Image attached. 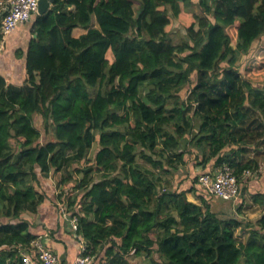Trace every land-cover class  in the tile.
<instances>
[{"label": "trees", "instance_id": "1", "mask_svg": "<svg viewBox=\"0 0 264 264\" xmlns=\"http://www.w3.org/2000/svg\"><path fill=\"white\" fill-rule=\"evenodd\" d=\"M29 24L15 52L25 80L0 73V264H24L39 237L24 213L50 198L55 174L74 236L100 264H264V214L222 219L199 182L227 164L240 194L259 188L244 176L259 163L243 155L264 144V0H54ZM179 165L188 175L171 187ZM252 202L264 211L260 190Z\"/></svg>", "mask_w": 264, "mask_h": 264}, {"label": "crops", "instance_id": "2", "mask_svg": "<svg viewBox=\"0 0 264 264\" xmlns=\"http://www.w3.org/2000/svg\"><path fill=\"white\" fill-rule=\"evenodd\" d=\"M22 27H20L15 32H13L11 35H9L8 38L5 40L7 44H5L4 46L0 48V73L5 77L7 75L11 76L12 72H14L15 68H17V65L21 67L23 64L22 68H24L25 70L24 63L22 64L19 63V61H22V60L21 59L18 60L15 57L16 49H14V53H13V51L9 47V45H16L18 44V41L22 40L20 36L23 34V31H25L23 30L24 28ZM76 32H78L77 36H75ZM85 33L86 31L83 29H76L74 31V36L79 37L80 35L85 34ZM28 34H26L25 36H27ZM7 48H9L10 52L7 50ZM11 52L13 53L12 56L14 58L13 59L14 69L12 67L13 64L6 65V63L8 62L6 61L4 63L3 61V59L5 58L6 60L11 58V56H9ZM2 68L4 69L3 72H2ZM14 74H17L16 70ZM24 74L26 75V70L24 71ZM6 80L10 84L17 85V86L20 85V84H16V83L9 81V78L7 77H6ZM189 147H192V146H189ZM252 148L253 149H250V150H253L252 154L255 156L257 155L256 157L260 158L259 161L257 160V158L256 160L254 159L255 161H257V163H259L260 168L257 173L260 172V174H258L260 176H257L255 179L253 177L252 179H254V181H259V188L258 187L257 188L258 190H260V192L264 193V144L262 143L259 147L257 148L252 147ZM250 158L252 159L253 157L250 156ZM253 173H256V172H253ZM248 189L249 190H247L242 196L240 194V198L236 202L240 203L241 205L244 204L245 207L250 208V210L252 211V214H250L249 219L251 222H257L263 216L264 211L263 212L260 211L261 212L260 215H257V214L253 215V213L257 212V209L260 208L257 205L253 204L252 202V194L256 191L258 192V190H256L254 187L248 188ZM48 192L52 196L50 195V198L48 197V199L39 207L38 212L37 213L26 212L24 213V217L33 225L35 232L38 233L39 235L38 238L42 239L46 247H48L55 254H57L63 264H70L78 257L80 244L74 236V228H73L72 221L68 218V215L66 214V211L64 210V208H62L63 207L61 204L62 200L58 199V196L61 193L60 191H58V186L53 185L52 183V185H50L49 187ZM245 198H248L247 201H249L250 203L249 206H248V202L245 201ZM221 201L223 202L221 203V205H224V206L230 203V202H225L223 200ZM60 208L61 210H59ZM219 208H222L221 206H219V203L214 202L213 209L219 210ZM221 217L223 216L221 215ZM244 237L241 240L245 241L246 238ZM154 261H156V259ZM92 264H100V262H97L94 259ZM103 264H111V263L109 260L108 262L105 261V263ZM146 264H155V262L153 263V261H147Z\"/></svg>", "mask_w": 264, "mask_h": 264}, {"label": "built area", "instance_id": "3", "mask_svg": "<svg viewBox=\"0 0 264 264\" xmlns=\"http://www.w3.org/2000/svg\"><path fill=\"white\" fill-rule=\"evenodd\" d=\"M39 0H0L1 33L3 42L20 27L28 24L38 14ZM251 172H245L247 177ZM199 182L209 194L219 200L237 201L240 196V182L234 170L227 164L216 167L210 173L199 177ZM77 230L76 219L72 222ZM88 246L80 239V255L70 264H91L93 258L87 255ZM24 264H63L51 249L46 247L42 239L31 242V250L22 252Z\"/></svg>", "mask_w": 264, "mask_h": 264}, {"label": "rangeland", "instance_id": "4", "mask_svg": "<svg viewBox=\"0 0 264 264\" xmlns=\"http://www.w3.org/2000/svg\"><path fill=\"white\" fill-rule=\"evenodd\" d=\"M138 9H139V7L138 6H136L135 7V10L136 11H138ZM192 11H194L195 13H197L199 16H203V15H205V13H204V11L201 9V7H199L197 4H195L193 7H192ZM190 21V20H189ZM22 28H24L23 30H25V31H23V34L20 36V38L22 39L21 41H18V44H16V45H9V47H10V49L13 51V53H14V49H16L15 50V52L17 51V50H19V49H25V47H26V45H27V43H26V40H28V38H29V31H30V24L28 23L27 25H25L24 27H22ZM26 34H28L27 36H25ZM78 35V32H76V34H75V36H77ZM26 38H25V37ZM187 39V32H186V30L182 27V26H180L177 22H175V24H174V26H173V32H172V34H171V40H172V43L173 44H179V43H182V42H184L185 40ZM263 41H264V37H263V40H261L260 41V43L259 44H262L263 43ZM5 44H7L5 41L1 44V46H0V48L2 47V46H4ZM235 46V45H234ZM10 52V51H9ZM12 53V52H11ZM9 54V56H11V58H9L8 60H6V58L5 59H3V61H4V63L7 61L8 63H6V65H10V64H13V69H14V61H13V53L12 54ZM1 54H3V53H1ZM257 55V51H254L253 53H251V55H249V56H240L239 57V59H238V61L236 62V66L237 67H239L240 69H241V72H244L245 71V69H246V67L249 65V63H250V59L252 58V57H254V56H256ZM3 56V55H2ZM13 62V63H12ZM19 63L20 64H22L23 63V61H19ZM1 65H3V64H1ZM3 66H5V65H3ZM22 66H23V64H22ZM22 66L20 67L19 65H17V68H15V70H16V72H17V74H14L15 73V70H14V72H12V74H11V76H9V75H7L6 77L7 78H9V81H11V82H13V83H16V84H21V83H23V81L25 80V78H26V75L24 74V68H22ZM4 71V69L2 68V72ZM12 71V70H11ZM11 77V78H10ZM122 114V113H121ZM36 119V124L38 125V127H41L40 126V124H42L41 123V120H40V118L39 117H36L35 118ZM198 128H199V126H198V123H196L195 124V130L193 131V135H195L196 133H197V131H198ZM43 132V131H42ZM44 133V132H43ZM46 137L45 136H43L42 137V140H44ZM96 149H97V147H93V149H92V151L90 152V154H89V156H88V160L89 161H91L92 159H93V157H94V154H95V151H96ZM181 149L182 150H184L185 152L186 151H190L189 149H193V147L191 148V147H189V144H188V140H184L183 142H182V147H181ZM250 149H253L252 147H249V152L247 153V154H245V155H243V158H244V160H247V159H249L250 158V156H252L253 158L252 159H255L256 160V158H257V160L259 161L260 160V158H258V157H256L255 155H253L252 154V151L253 150H250ZM199 151V150H198ZM200 153V155L202 154V152L200 151L199 152ZM148 154L149 155H151V152H148ZM192 155H193V153H191ZM154 157V156H153ZM255 157V158H254ZM139 163L140 164H142L144 167H147V168H150V165H148V164H146L145 163V161L144 160H142L141 158H139ZM79 166L80 167H84L85 165H75V167L74 168H79ZM171 171H172V174H170V175H168V176H166L165 178H167L169 181H170V184H171V187H180V185H181V183H180V180L181 179H183L182 177H184L186 174H187V168L185 167V166H183V165H179L178 166V168L177 169H171ZM259 174H260V172H259ZM188 175V174H187ZM258 176V174L257 173H251L249 176H247L246 178L247 179H252L253 177H254V179L256 178ZM61 177H62V174H55V175H51V177H50V180H51V183H53V185H57L58 186V191H60L61 193H62V188L60 187V184H58L59 183V181H60V179H61ZM80 178L81 176H78V175H75V178ZM95 180L97 181V178H98V176H96L95 175ZM255 188V187H254ZM71 189H73L72 187H66L65 189H64V193L65 194H68V193H71L72 192V190ZM60 193V194H61ZM75 193V194H74ZM72 195L73 196H76V195H81L82 194V192H80V193H78L77 191L76 192H74ZM241 196H242V194H241ZM239 198H240V196H239ZM239 198H238V200H239ZM247 199L248 198H245V201L246 202H248V206H249V201H247ZM188 200L189 201H191V202H195V203H198L199 201L195 198V196L194 195H192V194H188ZM250 200V199H249ZM221 201V200H220ZM219 201V199H217L216 197H213V203L214 202H216V203H219V206H221L222 208H219V210H214L216 213H217V215L220 217V218H222V219H232V218H236L237 216H239V217H237L239 220H241V221H243V224L245 225L248 221H250V219H249V216H250V214H252V211L250 210V208H247V207H245L244 206V204L243 205H241L240 203H238V202H236V201H231L229 204H227L226 206H224V205H221V203H223L222 201L220 202ZM225 202H227V201H225ZM62 208H64V210L66 211L67 210V208L66 207H62ZM60 210H61V208H60ZM256 211V210H255ZM254 211V212H255ZM263 212V209H261V208H258L257 209V212H255V213H253V215H260V213L261 212ZM221 215L223 216V217H221ZM236 218V219H237ZM75 220V219H74ZM74 220H72V222L74 221ZM253 223H255V222H253ZM237 236H238V238H239V240L240 241H244V240H241V239H243V237L244 238H247V234H246V231L243 229H238V231H237ZM156 259V261H159L160 259H159V256L155 253L154 255H153V260H155ZM138 261H139V263L140 264H146L147 262H144V261H142L141 259H138ZM147 261H151L150 259L149 260H147Z\"/></svg>", "mask_w": 264, "mask_h": 264}, {"label": "water", "instance_id": "5", "mask_svg": "<svg viewBox=\"0 0 264 264\" xmlns=\"http://www.w3.org/2000/svg\"><path fill=\"white\" fill-rule=\"evenodd\" d=\"M54 0H39L38 15L46 14L52 7Z\"/></svg>", "mask_w": 264, "mask_h": 264}]
</instances>
